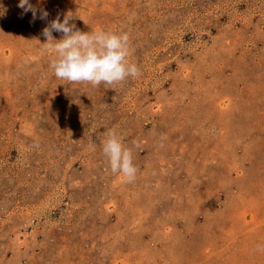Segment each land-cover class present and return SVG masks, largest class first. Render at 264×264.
Instances as JSON below:
<instances>
[{"label": "rangeland", "instance_id": "obj_1", "mask_svg": "<svg viewBox=\"0 0 264 264\" xmlns=\"http://www.w3.org/2000/svg\"><path fill=\"white\" fill-rule=\"evenodd\" d=\"M18 3L0 0V264H264V0H41L129 34L142 75L97 87L55 77L48 21Z\"/></svg>", "mask_w": 264, "mask_h": 264}, {"label": "clouds", "instance_id": "obj_2", "mask_svg": "<svg viewBox=\"0 0 264 264\" xmlns=\"http://www.w3.org/2000/svg\"><path fill=\"white\" fill-rule=\"evenodd\" d=\"M17 7L22 15L31 13L30 23L37 19L48 21L49 13L41 6V0L33 5L30 0H19ZM7 8L0 4V17H4ZM72 12H67L61 19L57 15L48 21L42 29L45 38L42 44L45 50H51L54 58L49 68L55 77L72 83H90L94 87L102 83L114 85L124 82L129 77L139 78L140 68L129 61L131 55L130 37L127 32L105 31L82 32L75 25ZM60 33L56 39L53 33ZM165 137H161L163 140ZM163 147V143L159 145ZM139 148L138 143L135 144ZM102 152L107 158L113 174H120L125 183H133L139 169L133 163L131 148H126L115 131L110 130L102 145ZM257 251H264V245H258Z\"/></svg>", "mask_w": 264, "mask_h": 264}]
</instances>
